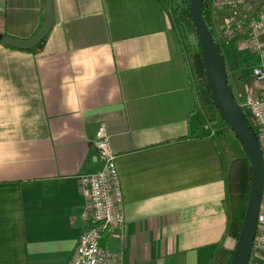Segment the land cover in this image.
I'll list each match as a JSON object with an SVG mask.
<instances>
[{"label":"crops","instance_id":"obj_1","mask_svg":"<svg viewBox=\"0 0 264 264\" xmlns=\"http://www.w3.org/2000/svg\"><path fill=\"white\" fill-rule=\"evenodd\" d=\"M207 2L217 22L223 13ZM52 8L34 49L0 39V264L68 260L85 226L80 176L102 167L101 124L125 217L122 237H105L104 248L122 264H211L234 246L226 160L213 136L184 138L197 99L166 11L155 0H52ZM44 16L43 0H0V34L28 40ZM240 38L220 52L242 101L256 59Z\"/></svg>","mask_w":264,"mask_h":264},{"label":"built area","instance_id":"obj_2","mask_svg":"<svg viewBox=\"0 0 264 264\" xmlns=\"http://www.w3.org/2000/svg\"><path fill=\"white\" fill-rule=\"evenodd\" d=\"M214 1L223 13L217 22L212 21L217 39L227 44L236 35L245 37L247 49L256 59L243 81V100L235 98V102L259 143L264 166V0ZM258 3L262 8L256 11L253 7ZM193 111L202 115L197 104ZM202 128L213 136L206 122ZM95 146L102 167L96 173L80 176V189L85 198L81 217L85 226L65 264H122L119 255L102 245L105 237L121 238L125 222L115 155L103 124L96 130ZM251 255L264 258V177Z\"/></svg>","mask_w":264,"mask_h":264},{"label":"trees","instance_id":"obj_3","mask_svg":"<svg viewBox=\"0 0 264 264\" xmlns=\"http://www.w3.org/2000/svg\"><path fill=\"white\" fill-rule=\"evenodd\" d=\"M155 1L164 8L171 27L178 34L186 58L190 81L197 99L196 104L200 106L202 112V115L199 113L195 115V126L184 138H201L209 136L210 133L202 128L203 123L206 122V124L214 130L213 137L223 151L226 160L225 182L227 203H224V208L227 210L229 216L227 235L234 240V246L232 248L221 247L213 257L211 264H230L249 199L252 180L250 160L240 140L221 118L215 106L200 53L197 33L189 13L190 0ZM202 15L221 56L220 48L222 45H225V42L223 40L220 42L215 36L207 0H204L202 3ZM191 36L197 41L196 50L190 43ZM5 46L10 47L8 45ZM228 87L233 96L229 83Z\"/></svg>","mask_w":264,"mask_h":264},{"label":"water","instance_id":"obj_4","mask_svg":"<svg viewBox=\"0 0 264 264\" xmlns=\"http://www.w3.org/2000/svg\"><path fill=\"white\" fill-rule=\"evenodd\" d=\"M43 1L45 2V16L39 30L28 40H16L8 36L3 37L0 34V39H2L5 45L19 50H31L46 38L53 23V8L52 0ZM203 1L204 0H190L189 13L197 33L206 77L215 106L221 118L240 140L250 160L252 169L249 199L230 260V264H248L256 231L257 214L263 187L264 166L262 152L257 139L252 133L229 90L224 63L207 25L203 20Z\"/></svg>","mask_w":264,"mask_h":264},{"label":"rangeland","instance_id":"obj_5","mask_svg":"<svg viewBox=\"0 0 264 264\" xmlns=\"http://www.w3.org/2000/svg\"><path fill=\"white\" fill-rule=\"evenodd\" d=\"M262 8V4L261 3H258V4H256V6L255 7H253V9L254 10H256L257 11V9L258 10H260ZM219 10V9H218ZM219 11H221V10H219ZM242 41H241V44H242V46L245 48V49H247V47H248V44H247V42H245V37H241L240 38ZM190 43H191V45H192V47L196 50V45H197V41L195 40V38L193 37V36H191V38H190ZM248 50V49H247ZM249 51V50H248ZM250 55H251V53L250 52H248ZM185 60H186V58H185ZM255 64V62L252 64V66ZM252 68V67H251ZM246 79V77L244 78V80ZM243 80V81H244ZM242 86V88L244 87V85L242 84L241 85ZM236 92H234V94H233V97H234V99L236 98ZM238 99V98H237ZM212 132H213V135H214V130H212ZM220 148V147H219ZM220 150H221V148H220ZM221 152H222V154L224 155V153H223V151L221 150ZM232 239V238H231ZM233 240V239H232ZM252 257L253 256H255V255H251ZM250 256V257H251ZM249 261H250V259H249ZM254 261V260H253Z\"/></svg>","mask_w":264,"mask_h":264}]
</instances>
